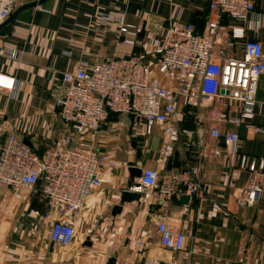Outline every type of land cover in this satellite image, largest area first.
<instances>
[{"label": "crops", "instance_id": "crops-1", "mask_svg": "<svg viewBox=\"0 0 264 264\" xmlns=\"http://www.w3.org/2000/svg\"><path fill=\"white\" fill-rule=\"evenodd\" d=\"M208 2L0 0V10L9 11V20H0V72L19 83L15 93L0 89V142L2 134L15 130L38 154L62 141L83 142L115 161V167L102 169L101 186L87 197L67 246L49 239L56 214L40 192L21 189L27 194L22 200L0 187V264H106L109 257H115L116 264H264V192L251 205L242 201L250 173L239 166L242 154L247 163L264 158V74L257 80L253 117L238 127L231 120L239 115V103L227 95L209 100L176 94L172 123L192 134L181 136L169 157L159 154L167 138L162 125L155 124L148 135L134 136L130 115L108 113L101 131L77 135L58 115L56 102L64 90L61 72L80 62L91 66L140 50L123 43V35L117 38L116 22H105L104 16L122 15L125 22L143 28L142 36L163 37L176 23H192L202 33L211 16ZM252 2L254 10L244 19L222 16L226 28L220 41L229 37V27L239 25L264 52V0ZM243 42L236 40L227 52L240 55ZM154 75L176 87L175 81ZM213 108L225 120L213 118ZM213 127L221 133L235 131L236 142L228 146L212 137ZM131 166L154 168L161 183L177 188L187 180V170L195 167L203 190L189 196L188 203L180 201L182 195L162 202L138 198L121 203V192L137 182L138 177L131 182ZM115 205L121 210L112 215ZM34 210L50 211L51 218L36 216ZM163 217L174 220L184 234L181 250L159 244L156 223Z\"/></svg>", "mask_w": 264, "mask_h": 264}, {"label": "built area", "instance_id": "built-area-1", "mask_svg": "<svg viewBox=\"0 0 264 264\" xmlns=\"http://www.w3.org/2000/svg\"><path fill=\"white\" fill-rule=\"evenodd\" d=\"M210 19L202 33L196 32L192 23L171 25L163 37L143 35V28L125 22L121 16H104L103 21H115L117 38L125 44L139 46V51L127 56H113L89 66L80 62L71 70L61 72L64 86L57 99L58 115L69 130L77 135L99 132L103 129L108 113L133 114L130 130L134 136L151 133L155 124L163 126L167 136L159 154L169 157L181 136L190 137L191 130L181 129L172 123L175 116V96L212 99L227 95L239 103V115L232 118L235 127L253 117L257 80L264 74V52L258 40L245 37L243 26L229 27V37L220 41L226 26L222 16L244 19L254 10L252 0H209ZM44 10V9H42ZM9 16L0 10V20ZM141 35V36H140ZM244 39L240 55L227 51L235 41ZM155 73L176 82V87L162 83ZM17 79L0 72V89L15 93ZM211 116H219L213 108ZM259 128V127H258ZM214 138L230 146L237 140L235 131L221 133L217 127L210 130ZM214 154L218 150H213ZM239 166L250 173L243 188L246 204H253L264 192V158L240 157ZM115 167V161L105 153L93 150L80 142L68 145L64 141L36 153L15 130L2 134L0 142V187L10 190L15 198L27 199L21 189L41 193L56 214L49 229V239L67 246L75 235L74 221L85 208L87 197L101 186L103 168ZM182 187L160 182L158 171L142 168L137 182L131 187L140 193L144 202L165 201L181 195L195 196L204 184L197 176V168L190 167ZM36 216L51 218L50 211ZM159 244L172 251L183 248L184 234L174 220L163 217L156 223ZM137 243L141 239L137 238ZM136 249L141 251V247Z\"/></svg>", "mask_w": 264, "mask_h": 264}, {"label": "water", "instance_id": "water-1", "mask_svg": "<svg viewBox=\"0 0 264 264\" xmlns=\"http://www.w3.org/2000/svg\"><path fill=\"white\" fill-rule=\"evenodd\" d=\"M35 2H32L31 4H26L24 6H22L21 8L19 9H22L24 7H28V6H31V5H34ZM7 20H9V18L6 19L5 22H7ZM3 27V26H0V28ZM3 31H6V28H2L1 32ZM130 115V118H131V121L133 122L134 120V115L133 114H129ZM141 171L142 169L140 167H135V166H131L129 167V172H130V179H131V182L132 183H135L134 181V178L135 177H139L140 174H141ZM138 198H140V193L139 192H135L131 189H125L121 192V196H120V202L123 203V202H133L135 200H137ZM189 196L188 195H182L180 197V201L182 203H188L189 201ZM121 210V205H115L112 209V212L111 214L112 215H116L117 213H119ZM89 243V242H88ZM106 264H116V258L115 257H109L107 259V262Z\"/></svg>", "mask_w": 264, "mask_h": 264}, {"label": "trees", "instance_id": "trees-1", "mask_svg": "<svg viewBox=\"0 0 264 264\" xmlns=\"http://www.w3.org/2000/svg\"><path fill=\"white\" fill-rule=\"evenodd\" d=\"M39 187V185L36 187V189Z\"/></svg>", "mask_w": 264, "mask_h": 264}]
</instances>
